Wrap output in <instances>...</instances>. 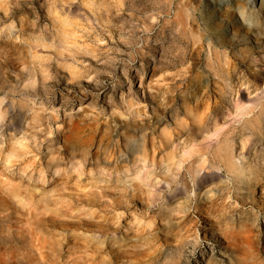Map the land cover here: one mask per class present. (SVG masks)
<instances>
[{
    "label": "rangeland",
    "instance_id": "374dc122",
    "mask_svg": "<svg viewBox=\"0 0 264 264\" xmlns=\"http://www.w3.org/2000/svg\"><path fill=\"white\" fill-rule=\"evenodd\" d=\"M260 109L264 0H0V264H264Z\"/></svg>",
    "mask_w": 264,
    "mask_h": 264
},
{
    "label": "bare ground",
    "instance_id": "6f19581e",
    "mask_svg": "<svg viewBox=\"0 0 264 264\" xmlns=\"http://www.w3.org/2000/svg\"><path fill=\"white\" fill-rule=\"evenodd\" d=\"M219 42V41H218ZM218 53V51H216ZM90 81V80H89ZM198 111V110H197ZM195 113V112H194ZM211 113V110L204 108L202 111V115L197 116V120L200 122L198 125H191L187 124L184 127H187V129L190 131L191 135L195 134V129L202 130V128L206 129L208 126L206 123V119ZM251 114V110L247 112V114ZM264 116V110L260 109L257 115H253L246 119L245 122L248 123L250 133L248 131V135L246 137V141L243 143V151L242 154L245 156V154L250 155V160H246L245 158H242L240 162H236L233 158V155L227 147L221 146L218 149L212 150L211 157V164H217L219 168L221 166H225L226 169L231 172L235 173L238 177V181L241 185L239 187L241 188H248L255 190V187L257 185H261L264 188V122L261 121V117ZM262 123H261V122ZM235 126L231 125L228 129L221 132L220 130L216 132V138L218 140H224L227 137H234L235 136ZM180 134H184V130L182 129ZM210 139H213V135H209ZM195 139V138H194ZM193 140L192 147L197 145L198 142H194ZM186 144V142H185ZM191 146L183 147V151L187 152L189 149H193ZM199 149H202L199 148ZM236 154V153H235ZM247 157V156H246ZM209 160V157H206L204 161ZM255 192V191H254ZM253 192V193H254ZM220 194H211L208 196L206 202H212L214 203L215 200L219 197ZM215 204V203H214ZM208 210H211V207L208 205ZM213 208V207H212ZM215 210V209H213ZM211 212V211H210Z\"/></svg>",
    "mask_w": 264,
    "mask_h": 264
}]
</instances>
